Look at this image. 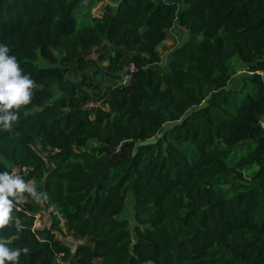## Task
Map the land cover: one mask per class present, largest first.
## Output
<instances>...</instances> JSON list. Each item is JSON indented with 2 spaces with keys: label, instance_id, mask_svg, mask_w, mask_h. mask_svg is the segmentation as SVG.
I'll use <instances>...</instances> for the list:
<instances>
[{
  "label": "trees",
  "instance_id": "16d2710c",
  "mask_svg": "<svg viewBox=\"0 0 264 264\" xmlns=\"http://www.w3.org/2000/svg\"><path fill=\"white\" fill-rule=\"evenodd\" d=\"M99 1L0 0V42L35 81L0 130V171L41 193L14 203L0 241L28 249L17 264H264V0H118L93 14ZM175 24L189 36L162 70ZM99 62L132 63L128 83L103 92L84 73ZM68 66L83 74L54 95ZM42 202L53 211L39 228Z\"/></svg>",
  "mask_w": 264,
  "mask_h": 264
},
{
  "label": "clouds",
  "instance_id": "9594fccd",
  "mask_svg": "<svg viewBox=\"0 0 264 264\" xmlns=\"http://www.w3.org/2000/svg\"><path fill=\"white\" fill-rule=\"evenodd\" d=\"M34 86L35 81L23 72L16 56L10 55L9 45L0 42V130H11L13 122L18 120V110L31 102ZM25 194L36 201L41 199L37 187L22 176L0 171V228L13 219V205L23 203ZM16 224L20 226L18 219ZM21 251L27 253L28 249L10 248L0 241V264H17Z\"/></svg>",
  "mask_w": 264,
  "mask_h": 264
},
{
  "label": "rangeland",
  "instance_id": "374dc122",
  "mask_svg": "<svg viewBox=\"0 0 264 264\" xmlns=\"http://www.w3.org/2000/svg\"><path fill=\"white\" fill-rule=\"evenodd\" d=\"M118 0H101L96 3V5L91 8L93 14L99 13L104 4L108 3L110 5H115ZM84 9L81 8L76 11L77 14V22L87 21L88 17L83 14ZM189 34L188 32L175 24L171 29H169L166 39L159 44L157 49L160 52L161 60L158 64L160 69H165L167 67V63L171 57L172 51L175 47L179 46L183 43ZM95 57L94 53L89 55V58ZM39 65L43 64V61L38 60ZM230 67L232 69V77L229 82L228 87L233 89H240L242 86V77L247 75V72L242 70L235 60L230 61ZM128 65L124 64L120 69H109L106 66V62H99V67H95L91 65L87 70H85V74L92 78L93 80L99 82L101 87L103 88V92L110 88L111 86L122 83L124 80V76L127 73ZM63 71H65V78L60 81L56 86H53L54 95L60 94L63 90H65L73 81L77 80L83 73H79V71L74 66L62 67ZM172 125V122H168L164 125V129H168ZM158 136L150 141H154ZM31 184V182H29ZM53 207L47 204L46 202H42L39 212L36 214L35 223L36 227L42 228L43 226H49L51 223V215H52ZM121 217H126L129 219L130 224L133 223V198L131 194H128L125 206L123 211L120 214ZM57 238L69 246L72 250L75 248L76 243L78 242L71 234L67 233L66 230L62 229V231L56 233Z\"/></svg>",
  "mask_w": 264,
  "mask_h": 264
},
{
  "label": "built area",
  "instance_id": "2783aa9c",
  "mask_svg": "<svg viewBox=\"0 0 264 264\" xmlns=\"http://www.w3.org/2000/svg\"><path fill=\"white\" fill-rule=\"evenodd\" d=\"M133 68H134L133 64L130 63L129 66H128L127 73H126L125 76H124V80L122 81L123 84L128 83V81H129V79H130V71L133 70ZM260 124H261L262 128L264 129V119H263V118H261V120H260ZM12 172H14V173L17 174V169L14 168V169L12 170Z\"/></svg>",
  "mask_w": 264,
  "mask_h": 264
}]
</instances>
